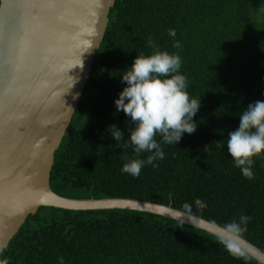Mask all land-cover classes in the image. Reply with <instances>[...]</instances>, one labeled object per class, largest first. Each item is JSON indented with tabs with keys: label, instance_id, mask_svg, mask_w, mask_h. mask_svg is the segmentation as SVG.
<instances>
[{
	"label": "trees",
	"instance_id": "1",
	"mask_svg": "<svg viewBox=\"0 0 264 264\" xmlns=\"http://www.w3.org/2000/svg\"><path fill=\"white\" fill-rule=\"evenodd\" d=\"M176 31L175 38L168 30ZM180 55L186 91L199 99L196 130L162 143L158 167L139 177L121 171L130 118L115 99L122 73L137 53L150 54L148 37ZM179 41L181 48L173 47ZM264 101V0H115L71 121L54 152L51 189L71 198L126 197L170 204L223 226L252 217L242 238L264 252V153L247 179L227 151V133L240 112ZM82 111H85L82 113ZM124 132L116 141L108 128ZM210 147V154L204 146ZM142 153L140 158H147ZM81 195H77V193ZM199 199L206 207L197 209ZM7 264H261L243 251L229 254L217 236L181 221L133 209L38 207L0 252Z\"/></svg>",
	"mask_w": 264,
	"mask_h": 264
},
{
	"label": "water",
	"instance_id": "2",
	"mask_svg": "<svg viewBox=\"0 0 264 264\" xmlns=\"http://www.w3.org/2000/svg\"><path fill=\"white\" fill-rule=\"evenodd\" d=\"M115 0H0V252L39 206L133 209L223 228L170 204L126 197L71 198L49 185L54 152L71 121ZM82 64V67L80 66ZM264 264V252L241 238Z\"/></svg>",
	"mask_w": 264,
	"mask_h": 264
},
{
	"label": "clouds",
	"instance_id": "3",
	"mask_svg": "<svg viewBox=\"0 0 264 264\" xmlns=\"http://www.w3.org/2000/svg\"><path fill=\"white\" fill-rule=\"evenodd\" d=\"M168 35L175 38L176 31L169 29ZM148 46L150 54L146 55L143 51L137 53L127 71L122 73V82L126 86L114 101L117 111L122 110L130 118L128 142L124 147H132L134 155L122 156L125 163L121 171L133 177H139L145 164L155 168L158 167L155 161L165 158L157 136L162 138V143L171 145L180 141L183 133L195 132L193 117L200 106L199 99L190 98L186 91L187 78L179 72L182 63L180 55L162 50L151 36L148 37ZM173 47L180 49L182 46L175 41ZM239 118L238 128L227 133V151L243 176L251 180L254 179L253 157L264 153V101L249 103L240 112ZM108 131L116 141V147L120 148L124 132L115 124L110 125ZM204 150L210 154L209 146L205 145ZM142 153H149L146 160L140 158ZM195 204L197 209L206 207L199 199ZM183 207L190 217L191 205ZM250 220L251 216L242 214L238 221L233 219L222 226L223 233L218 239L229 254H243L241 238ZM183 223L182 220L181 226ZM0 264H7V260L0 261Z\"/></svg>",
	"mask_w": 264,
	"mask_h": 264
},
{
	"label": "rangeland",
	"instance_id": "4",
	"mask_svg": "<svg viewBox=\"0 0 264 264\" xmlns=\"http://www.w3.org/2000/svg\"><path fill=\"white\" fill-rule=\"evenodd\" d=\"M85 112V111H82V113ZM77 195H81V193L79 192V194L77 193Z\"/></svg>",
	"mask_w": 264,
	"mask_h": 264
}]
</instances>
